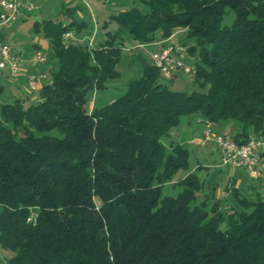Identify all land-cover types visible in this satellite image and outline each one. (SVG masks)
Listing matches in <instances>:
<instances>
[{
  "label": "trees",
  "instance_id": "16d2710c",
  "mask_svg": "<svg viewBox=\"0 0 264 264\" xmlns=\"http://www.w3.org/2000/svg\"><path fill=\"white\" fill-rule=\"evenodd\" d=\"M141 2L147 12L112 15L116 30L90 48L85 20L40 22L58 68L41 100L0 104V249L13 252L0 264H264V199L209 211L195 203L196 173L162 196L189 152L160 141L194 113L235 122L238 142L264 138V0ZM178 28L195 39L189 55L199 48L202 90H172L151 63L115 100L87 107L90 90L119 76L123 32L153 43Z\"/></svg>",
  "mask_w": 264,
  "mask_h": 264
},
{
  "label": "rangeland",
  "instance_id": "374dc122",
  "mask_svg": "<svg viewBox=\"0 0 264 264\" xmlns=\"http://www.w3.org/2000/svg\"><path fill=\"white\" fill-rule=\"evenodd\" d=\"M35 1V2H34ZM34 9L29 13L24 12L20 15L19 20L11 21L5 24H0V33L3 32V41L9 44L11 50L20 56L21 65L23 67L30 68L33 72L37 70H43L45 74V81L50 82L52 79V73L58 68L56 58L53 56L50 47V41L46 38L41 30L40 22L42 19H51L57 16L63 7L70 9L73 17L76 20H85L87 22V28L81 30L83 34H90L95 31L93 44H97L106 37V30L113 32L117 28V22L112 15L118 13L119 11L129 8L131 6H138L142 12L148 11V5L141 0H34ZM234 19V13L232 11L227 12L223 16L222 24L230 25ZM39 22L37 25L36 22ZM123 44L121 45L122 54L120 61L117 64V70L119 71V76L111 79L107 82L106 87L100 89L90 90L87 93V107L101 106L105 103L115 100L118 96L124 93L128 81L138 78L142 74V66L138 60L132 57L130 52H139L143 55L145 59L148 60V55L144 51H149L150 47L140 48L135 47L138 43L134 42L132 38L126 32L122 33ZM168 41L174 43H182L187 47L195 43V39L189 37L187 28H178L173 32ZM45 42V45H44ZM34 44L40 46L42 52L46 55L47 64L34 63L31 60V54L33 53ZM134 44V45H133ZM132 46V47H131ZM132 48V49H130ZM199 48H196L195 55H189L187 52L184 53V60L195 65L196 55L198 54ZM33 63V64H32ZM49 66L47 67V65ZM162 81L172 90H179L190 92L191 90H202V88L193 81V76L178 72L175 79ZM46 82V83H47ZM6 91L3 95H0V104L4 102H10L11 99L9 95L13 92L11 91L10 83L6 85ZM21 87L27 88L26 80L21 81ZM206 84L204 88H207ZM191 115V114H190ZM192 119L189 115L185 116L183 121L178 123L173 127L168 134L161 136L160 141L164 145L170 144L171 140L180 141L188 148V167L186 169H181V173L188 172L193 168L192 171L188 173H196L198 178H204L205 182L203 187L195 192V203L200 205H205L206 208L211 210L219 211L226 214V210H220L227 203L222 199H216L213 197L211 192H207L206 183L209 182L210 176L215 168L212 164L215 161L219 162L217 154L211 152L207 148L200 147L193 140L195 137V130L192 126L188 125L187 122ZM51 134H57L56 130H52ZM170 133V134H169ZM179 144V143H178ZM217 151V150H216ZM200 167H197L196 164ZM237 171V170H236ZM229 168H223L221 173L216 176L215 184L219 187H225L227 180L229 178ZM236 176H239L241 183L239 185V190L247 189L246 173L242 170L237 171ZM187 175V174H186ZM174 177V176H173ZM181 179V178H180ZM177 180L175 182V187L172 189L166 183L162 189L163 195H177L181 191L182 186L178 184ZM215 185V186H216ZM260 193L261 198L264 199V192H261V183L254 185L253 189L248 190L247 194L252 191ZM231 195V194H230ZM243 198L244 201L248 200V196L242 195L236 197L237 203L240 205L241 201L239 199ZM241 207V206H240ZM240 210V209H239ZM13 252L0 249V257L5 258L4 255H11Z\"/></svg>",
  "mask_w": 264,
  "mask_h": 264
},
{
  "label": "built area",
  "instance_id": "2783aa9c",
  "mask_svg": "<svg viewBox=\"0 0 264 264\" xmlns=\"http://www.w3.org/2000/svg\"><path fill=\"white\" fill-rule=\"evenodd\" d=\"M35 5L33 0H0V24L15 21L20 17L23 8L32 11ZM95 31L82 38L87 46L92 47ZM73 31H66L63 35L65 40L74 38ZM158 47L149 52L153 66L158 68L160 76L165 80L175 78L178 72L195 75L196 67L187 63L183 55L187 52V46L182 43L171 41H155ZM138 46L144 47V43ZM34 62L45 63L46 55L36 49L31 54ZM20 56L11 50L8 43L0 40V70H5L11 77H16L22 71ZM44 73L27 74V83L30 89H36L38 77H44ZM202 128L199 136L201 145L212 144L219 155L220 165H230L236 168L246 169L252 176L257 173V165L261 158V150L264 148V138L261 136H249L245 141L238 142L231 133L217 132L212 122L202 118ZM33 217H29L32 219Z\"/></svg>",
  "mask_w": 264,
  "mask_h": 264
},
{
  "label": "crops",
  "instance_id": "0c3cea01",
  "mask_svg": "<svg viewBox=\"0 0 264 264\" xmlns=\"http://www.w3.org/2000/svg\"><path fill=\"white\" fill-rule=\"evenodd\" d=\"M23 12L25 14H27L30 11L27 10V8H23L20 15H22ZM57 13H58L57 16L55 18H51V19H56V20L62 21L64 23L69 22V21H78L73 17L72 12L68 8L63 7ZM19 19H20V17L17 20H19ZM81 20H83V19H81ZM86 35H87V33H85V34L82 33V37H84ZM2 37H3V32L0 33V39L1 40L3 39ZM134 42H136V41H134ZM137 43L139 44V42H137ZM138 44L135 47H137ZM44 45H45V42H44ZM138 47L143 48V49L146 47H150L149 51H147V50L144 51L145 53H147L149 61H147V59H145L143 57V55L139 52H133V53L130 52L131 53L130 55L140 62L142 69H143L145 66L151 64L149 52L156 49L158 47V45L153 44V43H144V47H141V46H138ZM36 49H40V46L37 44H34V48H33L32 52H34ZM130 49H132V48H130ZM32 62H34V61H32ZM34 63H39V62H34ZM41 64H47V61L45 63H41ZM21 66H22L21 67L22 71L16 77H11L10 75H8V73L5 70H0V95L4 94V92L6 91V87H7L6 85L9 82L10 83L9 87L11 88V91H13L9 95V98L11 99V101H13L15 99H20L24 104H26V103L41 100L43 97L42 87L47 82L44 80L45 76L44 77H38L36 89H34V90L29 88L28 83H27V88L23 89L21 87V81L26 80V82H27V74H39V73H43V70H37V71L33 72L30 68L23 67V65H21ZM48 66H49V64L47 65V67ZM170 80H173V78ZM185 116H187V115H184L181 117L179 124H180V122L183 121ZM189 116L192 119H190L191 121H188L187 124L192 126L195 130V137L193 140L196 142V144L198 146L203 147V148L208 147L211 150V152L215 151V153L217 154V151H216V148L214 147V145H212L210 143L205 144V145H201L199 143V136H200V132H201L202 124H203L201 119L203 117H201L199 114H196V113L191 114V115L189 114ZM212 126H213L214 130L217 132H226V133H231V134H234V132L237 129L236 123L233 121H228V120L217 122V123H212ZM170 143H179L182 146L186 147L184 144H182L180 141H177L176 139L171 140ZM217 157L219 158L218 154H217ZM196 165H197V167H200V165L198 163ZM212 167L215 169L213 170L212 175L210 176L209 182L206 183V187L208 189L207 192L210 191L211 194H213L214 198H216V199L224 198V200L226 201L225 202V203H227L226 206H223V208L221 207L220 210H226L227 213H230L233 210L241 209L240 205L237 203L238 201L236 200V197H240L242 195L248 196V199H251V200L261 198L260 193H258L257 191L254 192V190L250 194H247V189L248 190L253 189L254 185L261 183V192H264V148L261 150V158H260V161H259L257 168H256L257 173L254 176H252L244 168H236V167H232L230 165H220V163L215 161V160L212 164ZM223 168H229L230 173H229V178L227 180L228 184H226L225 187L221 188V187H219V185L215 184L216 183L215 178L217 175H219V173H221ZM192 170H193V168L190 169L189 171H192ZM236 170L237 171L242 170L246 173V177L248 178L246 190H239L238 187L241 183V180H240L239 176H236V174H235L237 172ZM188 172L181 173V170H178L175 173L173 179L170 182H167V184L172 189L173 187H175V185H174L175 182L177 180H180V178L182 179ZM199 179H200L202 187H203L205 179L204 178L203 179L199 178ZM261 199H263V198H261Z\"/></svg>",
  "mask_w": 264,
  "mask_h": 264
}]
</instances>
